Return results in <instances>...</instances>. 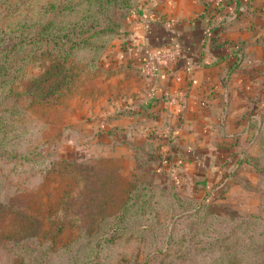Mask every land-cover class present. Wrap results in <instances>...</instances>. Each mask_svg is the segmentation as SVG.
Segmentation results:
<instances>
[{"label": "rangeland", "instance_id": "obj_1", "mask_svg": "<svg viewBox=\"0 0 264 264\" xmlns=\"http://www.w3.org/2000/svg\"><path fill=\"white\" fill-rule=\"evenodd\" d=\"M102 1L0 0V264H264V69L245 156L221 180L174 178L151 140L116 124L140 115L125 91L135 71L114 53L142 0ZM92 17L98 34L51 90L46 69L66 46L47 37L74 23L88 33Z\"/></svg>", "mask_w": 264, "mask_h": 264}, {"label": "crops", "instance_id": "obj_2", "mask_svg": "<svg viewBox=\"0 0 264 264\" xmlns=\"http://www.w3.org/2000/svg\"><path fill=\"white\" fill-rule=\"evenodd\" d=\"M128 22L115 63L126 74L135 71L125 91L142 103L132 110L140 115L118 117L116 124L133 140H151L157 154L150 157L167 174L195 186L205 177L221 180L245 156L253 129L264 69V0H142ZM129 154L137 166L132 148ZM156 167L153 178L161 181Z\"/></svg>", "mask_w": 264, "mask_h": 264}, {"label": "trees", "instance_id": "obj_3", "mask_svg": "<svg viewBox=\"0 0 264 264\" xmlns=\"http://www.w3.org/2000/svg\"><path fill=\"white\" fill-rule=\"evenodd\" d=\"M106 1L107 0H103L102 4L105 5ZM126 3H128V2H126ZM123 4H125V3H123ZM136 8H137V5H134L132 7V11L135 10ZM106 19L107 20H111V17L107 16ZM96 21L97 20L94 17H92V19L90 20L89 25L86 27L87 28L86 30L88 31V30L92 29L93 27H95L94 24H95ZM48 25L49 24L46 23L45 27H48ZM85 25H78L77 23H74L73 25H71L70 29H66V28H68L66 25L65 26L64 25H61V26L57 25V27L60 28V33L58 35L53 34L52 36H50V34H48L50 37H47V39L52 41L55 46L59 45L60 49H63V47L66 46L64 48V49H66L64 54L60 53L62 51H59V54H57L61 58H59L57 61H52L50 63V66H48L47 69H46V73L48 75H46L45 78L49 79L50 77H54V80H55L54 83H51L49 85V88L51 90H57L56 86H58V85L63 86L64 83L68 81L69 72H67V71L69 70V67L66 66L65 61L68 58L70 50L73 49L79 43L89 42L91 37H93L96 34H98L97 30L88 31V33H85ZM76 26H79L80 30L79 29L77 30ZM139 180H140V182H142V179H139ZM153 182L156 183L155 185H162V186L166 185L165 182H160V181H156V180H154ZM142 185H145V183H142ZM128 191L130 192V196L125 201V204L128 203L129 199H131L132 195H133V191L132 190L129 189ZM177 191H178V193H180L178 189H177ZM184 195H183V198L184 197H188V196H184ZM179 197L183 201V199L180 196V194H179ZM200 198H202V197H200ZM203 198H206V197H203ZM184 199L186 201L187 198H184Z\"/></svg>", "mask_w": 264, "mask_h": 264}]
</instances>
